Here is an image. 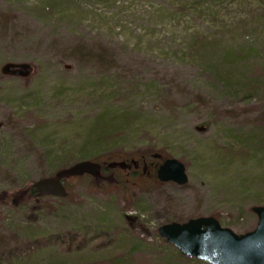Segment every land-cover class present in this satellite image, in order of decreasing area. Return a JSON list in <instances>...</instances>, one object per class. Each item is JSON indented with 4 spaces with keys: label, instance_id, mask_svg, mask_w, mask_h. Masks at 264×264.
<instances>
[{
    "label": "rangeland",
    "instance_id": "obj_1",
    "mask_svg": "<svg viewBox=\"0 0 264 264\" xmlns=\"http://www.w3.org/2000/svg\"><path fill=\"white\" fill-rule=\"evenodd\" d=\"M5 62L33 71L0 73V264H207L158 227L209 215L255 227L264 0H0ZM99 153L174 158L188 180L84 174L64 179L65 198L22 192Z\"/></svg>",
    "mask_w": 264,
    "mask_h": 264
},
{
    "label": "water",
    "instance_id": "obj_2",
    "mask_svg": "<svg viewBox=\"0 0 264 264\" xmlns=\"http://www.w3.org/2000/svg\"><path fill=\"white\" fill-rule=\"evenodd\" d=\"M33 71L29 63L5 62L0 73L27 77ZM101 165L92 160H80L60 169L53 176L39 178L31 186L37 198L56 196L64 198L68 191L64 178L84 174L97 176ZM156 177L161 182L183 185L188 178L184 165L174 158L165 159L157 168ZM257 216L253 230L236 234L220 225L213 216H200L184 222H169L159 226L158 235L173 245L181 255L207 264H264V205L253 206Z\"/></svg>",
    "mask_w": 264,
    "mask_h": 264
},
{
    "label": "trees",
    "instance_id": "obj_3",
    "mask_svg": "<svg viewBox=\"0 0 264 264\" xmlns=\"http://www.w3.org/2000/svg\"><path fill=\"white\" fill-rule=\"evenodd\" d=\"M159 155V154H157ZM105 156L104 158H102ZM160 156V155H159ZM88 157L91 158L92 161L100 162L102 164L101 171L97 176H106V177H112V173H116V176L114 178L115 183L113 184L115 187H124L128 183L134 182L136 177L138 175H143L142 172H145L146 174H150L153 178H156V170L157 165L154 163V165L151 166V163H147V158L151 157L147 154H143L137 158H131L129 160L125 161H119L116 157H112V154H109L108 156L106 153L103 155L102 153L95 154L92 156L87 157H81L79 160H86ZM135 160L139 163V168L141 165V172L133 166L131 163V160ZM78 160V161H79ZM145 165V168H144ZM63 168V167H62ZM55 172H53L50 175H53ZM127 174V175H126ZM48 175V176H50ZM157 180V178H156ZM22 192H25L26 199H31L33 202H35V190L31 187V185L25 186L24 190ZM53 197V196H50ZM127 218V217H126ZM62 242V241H61ZM20 254L19 250H16L12 253V255L8 256V259L13 260L17 258Z\"/></svg>",
    "mask_w": 264,
    "mask_h": 264
},
{
    "label": "flooded vegetation",
    "instance_id": "obj_4",
    "mask_svg": "<svg viewBox=\"0 0 264 264\" xmlns=\"http://www.w3.org/2000/svg\"><path fill=\"white\" fill-rule=\"evenodd\" d=\"M144 168H145V165H144ZM138 171H139V168H138Z\"/></svg>",
    "mask_w": 264,
    "mask_h": 264
}]
</instances>
